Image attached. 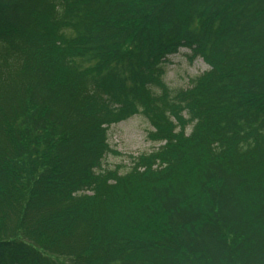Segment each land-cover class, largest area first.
Here are the masks:
<instances>
[{"label":"trees","instance_id":"trees-1","mask_svg":"<svg viewBox=\"0 0 264 264\" xmlns=\"http://www.w3.org/2000/svg\"><path fill=\"white\" fill-rule=\"evenodd\" d=\"M0 264H264V0H0Z\"/></svg>","mask_w":264,"mask_h":264},{"label":"rangeland","instance_id":"rangeland-1","mask_svg":"<svg viewBox=\"0 0 264 264\" xmlns=\"http://www.w3.org/2000/svg\"><path fill=\"white\" fill-rule=\"evenodd\" d=\"M189 54L188 49L181 48L168 57L164 81L169 88H187L192 79L207 70L208 66L200 58L190 62ZM152 128L148 120L138 113L111 124L107 135L110 150L102 160L104 169L119 168V172L125 173L129 170L131 156L158 148L161 143L150 137Z\"/></svg>","mask_w":264,"mask_h":264}]
</instances>
